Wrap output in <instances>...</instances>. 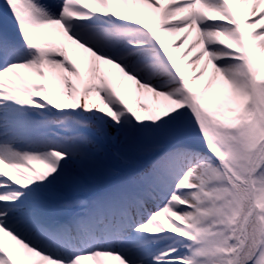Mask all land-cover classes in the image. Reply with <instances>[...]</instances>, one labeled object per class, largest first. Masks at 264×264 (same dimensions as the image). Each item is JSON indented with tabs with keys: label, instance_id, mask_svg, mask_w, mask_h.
<instances>
[{
	"label": "snow or ice",
	"instance_id": "snow-or-ice-1",
	"mask_svg": "<svg viewBox=\"0 0 264 264\" xmlns=\"http://www.w3.org/2000/svg\"><path fill=\"white\" fill-rule=\"evenodd\" d=\"M0 264H264V0H3Z\"/></svg>",
	"mask_w": 264,
	"mask_h": 264
},
{
	"label": "bare ground",
	"instance_id": "bare-ground-1",
	"mask_svg": "<svg viewBox=\"0 0 264 264\" xmlns=\"http://www.w3.org/2000/svg\"><path fill=\"white\" fill-rule=\"evenodd\" d=\"M3 0H0V3H2ZM43 36L48 37V38H55V33L54 32H48L45 31L44 33H42ZM182 51V50H181ZM180 53H177V55H179ZM131 87V82H127L125 83V88L128 89Z\"/></svg>",
	"mask_w": 264,
	"mask_h": 264
}]
</instances>
